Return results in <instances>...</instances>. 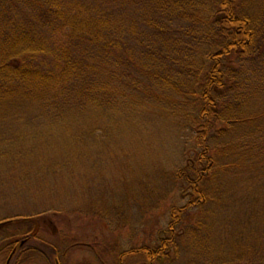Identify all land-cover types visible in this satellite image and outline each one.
I'll return each instance as SVG.
<instances>
[{"label": "trees", "instance_id": "obj_1", "mask_svg": "<svg viewBox=\"0 0 264 264\" xmlns=\"http://www.w3.org/2000/svg\"><path fill=\"white\" fill-rule=\"evenodd\" d=\"M118 104L157 106L187 151L118 264H264V0H0V110Z\"/></svg>", "mask_w": 264, "mask_h": 264}, {"label": "rangeland", "instance_id": "obj_2", "mask_svg": "<svg viewBox=\"0 0 264 264\" xmlns=\"http://www.w3.org/2000/svg\"><path fill=\"white\" fill-rule=\"evenodd\" d=\"M118 105L0 110V264L25 235L6 264H118L120 250L154 240L170 202L146 201L187 151L157 106Z\"/></svg>", "mask_w": 264, "mask_h": 264}, {"label": "water", "instance_id": "obj_3", "mask_svg": "<svg viewBox=\"0 0 264 264\" xmlns=\"http://www.w3.org/2000/svg\"><path fill=\"white\" fill-rule=\"evenodd\" d=\"M22 242H23V239H20L18 241L19 244H21ZM14 250H15V246H13L12 249L10 250V252L8 253V255H7L6 259H5V264L8 262V259H9V256H10L11 252L14 251ZM54 264H58L56 260H54Z\"/></svg>", "mask_w": 264, "mask_h": 264}]
</instances>
